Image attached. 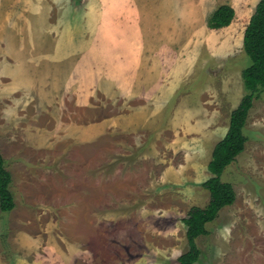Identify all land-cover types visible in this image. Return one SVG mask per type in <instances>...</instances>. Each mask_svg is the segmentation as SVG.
Here are the masks:
<instances>
[{
    "label": "crops",
    "instance_id": "obj_1",
    "mask_svg": "<svg viewBox=\"0 0 264 264\" xmlns=\"http://www.w3.org/2000/svg\"><path fill=\"white\" fill-rule=\"evenodd\" d=\"M152 2L100 0L99 7L91 2L89 12L86 5L75 21L68 19L74 11L63 8L67 16L62 18L56 10L74 0H15L0 14V151L12 175L15 201L7 215L0 208V228L6 221L10 227H44L26 194L41 189L58 197L66 188L45 166L57 161L53 154L67 143L90 146L99 151L102 169L106 164L104 171L85 177L87 222L125 225L133 234L136 218L145 213L148 222L172 234L175 229L167 226V218L154 222L157 209L145 197L205 189L203 184L213 177V151L222 141L217 140L222 122L219 96L193 89L195 81L187 78L193 63L179 54L188 45L189 19L183 8L178 16L183 17V28L161 29L157 24H166L161 20L168 19L173 1L154 0L163 16L149 13L153 18L148 28L139 27L145 20L140 5ZM87 21L97 22L89 33ZM191 22L204 25L196 17ZM234 22L219 31L231 29ZM95 32L99 39H94ZM225 44L228 48L230 43ZM220 50L218 43L211 49ZM131 162L136 168L124 172L125 163ZM16 193L26 200L21 206ZM97 203L103 204L106 215L94 214ZM166 209L171 216L172 206ZM24 211L34 214L21 216ZM13 240L16 264H77L82 257L76 250L69 252L62 241H44L26 231ZM2 245L0 238V264H9Z\"/></svg>",
    "mask_w": 264,
    "mask_h": 264
},
{
    "label": "rangeland",
    "instance_id": "obj_2",
    "mask_svg": "<svg viewBox=\"0 0 264 264\" xmlns=\"http://www.w3.org/2000/svg\"><path fill=\"white\" fill-rule=\"evenodd\" d=\"M14 1L0 0V14H4ZM99 1L74 0L75 3L62 4V7L56 10L62 18L67 16V13H65L66 16L63 15V8L70 13L74 11L75 15L70 14L68 19L75 21L80 14H84L86 5L89 12V6H93L91 2H95L99 7ZM172 1L175 2V0ZM151 2L150 5L147 3L144 4L146 6L140 5V13L144 14L145 18L141 20L139 26L141 29L148 28L147 22H151L148 19L153 18L149 16V13L163 16L161 5L155 4L154 0ZM173 2L167 12L168 19L161 20L166 24H157V27L162 29L168 25L172 29L183 28V17L181 20L178 17L181 8L188 13L186 39L188 45H183L182 52L179 49L178 51L185 60L193 63L189 66L190 68H187L186 73L187 78L195 81V84H185L184 87L192 85L193 89L202 93L211 92L219 96V107L222 112L221 130L217 138L219 142L223 140L229 128L233 111L239 107L245 96L242 75L252 62L244 50V36L260 0H177L176 3ZM229 4L235 6L237 14L233 27L224 31L209 30L207 20L210 13L218 6ZM112 5L117 9L124 6ZM195 17L204 22L201 28L197 23L192 24L191 20ZM88 23L87 21V32L97 22L94 21L92 25ZM63 28L69 29V25H64ZM95 33L94 39H99L96 36L97 32ZM177 37L179 40L180 37ZM182 41H185L184 37ZM227 41L228 44L230 43L228 48L225 44ZM217 43L221 49L220 52H212V47H216ZM245 136L247 137L245 151L221 177L223 183L233 186L237 195L236 202L232 206L225 207L214 222L207 224L208 233L197 239V245L201 250L198 264H264V91L254 102ZM53 155L58 159L52 164H47L45 171L57 173V178H54L60 184L63 182L66 188L58 197L51 196L41 189L31 190L28 192L30 194H26L29 207L32 210L36 209L35 216L40 223H44V227H37L34 224L28 229H23L16 225L10 227L7 221L4 222V226L0 228V238L9 264H16L18 257V250L12 245L13 237L16 238L23 231L39 235L44 241L50 240L53 243L62 241V246H65L69 252L71 249V253L76 250L82 256L77 264H134L135 262L179 264V257L190 250L187 240L188 227L184 221L192 209H204L208 206L210 202L208 190L196 188L195 192L193 190L188 195L179 191L165 195H159L158 192L153 197H145L146 201L150 202V206L154 205L157 209L155 214L150 213L156 218L154 222L159 223L162 220L164 222V218H167V226L175 229V233L168 234V231L158 227V224H153L151 219L148 222L146 214L143 213L136 218L137 223L133 234H130L125 225L122 227L117 223L97 220L95 224L87 222L86 175L87 173L98 174L106 168V164H103V169L100 166L99 151L93 152L88 145L67 143ZM87 158H90L91 162L87 161ZM125 164L122 168L124 172H132L137 166L135 165L137 163L132 162ZM43 179L44 183L48 184L47 177ZM14 191L19 192L17 188ZM16 195L17 205L21 206V203L24 204L26 200L23 196L17 193ZM140 200L143 201L144 198ZM169 205L172 206L173 213L171 216H166L169 215L166 209ZM102 206L103 204L101 206L98 204L94 214L106 215V210H101ZM20 213L18 212L17 215L19 216ZM30 213V211H24L21 216L24 214L29 217ZM147 224L148 227H146ZM71 245H74L76 249L70 247Z\"/></svg>",
    "mask_w": 264,
    "mask_h": 264
},
{
    "label": "trees",
    "instance_id": "obj_3",
    "mask_svg": "<svg viewBox=\"0 0 264 264\" xmlns=\"http://www.w3.org/2000/svg\"><path fill=\"white\" fill-rule=\"evenodd\" d=\"M235 18V9L230 5H222L209 16L207 26L210 30H222L230 27ZM244 50L252 62L242 75L245 96L231 115L227 135L213 151L212 161L209 164V171L213 177L203 184L210 193V202L204 209H192L184 221L188 227L187 240L190 250L179 257V264L199 263L201 250L197 245V239L208 233L207 224L214 222L225 207L232 206L236 202L237 195L233 186L223 183L221 177L245 151L247 144L245 129L249 116L254 102L264 91V0H260L245 31ZM11 183L12 175L6 169L0 151V208L4 214H9L15 209Z\"/></svg>",
    "mask_w": 264,
    "mask_h": 264
}]
</instances>
